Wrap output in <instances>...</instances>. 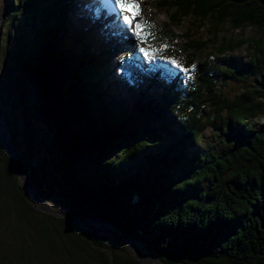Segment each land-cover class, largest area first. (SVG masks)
Wrapping results in <instances>:
<instances>
[{"label": "trees", "instance_id": "1", "mask_svg": "<svg viewBox=\"0 0 264 264\" xmlns=\"http://www.w3.org/2000/svg\"><path fill=\"white\" fill-rule=\"evenodd\" d=\"M80 1L91 23L105 14L114 34L124 32L110 0ZM74 2L8 0L0 26L17 30L12 57L30 72L39 120L60 160L57 172L36 165L33 146L21 148L12 123V144L32 185L81 219L116 222L164 264H264V35H246L247 28L264 31V0H156V8L173 10V21L209 23L213 38L181 45L187 73H159L155 59L144 67L125 53L128 99L117 91L120 82L105 80L114 46H98L93 31L70 17ZM139 19L158 31L152 18ZM225 26L242 35L219 39ZM145 44L158 50L155 58L171 52L150 36ZM242 47L246 55L235 54ZM143 82L159 95L140 91ZM232 82L243 86L233 96Z\"/></svg>", "mask_w": 264, "mask_h": 264}, {"label": "rangeland", "instance_id": "2", "mask_svg": "<svg viewBox=\"0 0 264 264\" xmlns=\"http://www.w3.org/2000/svg\"><path fill=\"white\" fill-rule=\"evenodd\" d=\"M155 1L139 0L141 14L137 20L142 17L143 20L152 18V24L159 29L153 32L150 41L153 42L156 39V41H161L163 46L170 44L172 46L171 52L168 50L161 57L155 58L154 68L159 70V67H169V70L177 72L179 69L169 61L175 59L184 67L185 59H183L184 53L180 51L181 45L191 38H213V32L209 29V23L196 22L194 17L182 18L181 22L173 21L170 18L173 10L168 11L165 7L156 8ZM74 5H76L75 10L70 14V17L75 19L77 24L84 25L85 30L93 31L94 38L98 41L97 45L101 46L106 43L107 47L114 46L105 80L110 81L112 85L114 82H120L117 91L120 96L128 99L131 79L123 68L125 53L130 52L131 56L136 61H140L144 67L150 65L151 61L145 59L144 55L139 52L136 47V39L127 31L122 19L119 18L124 32L117 35L110 28V17L103 14L97 17L98 21L93 24L89 20L91 11L87 8L86 3L75 0ZM3 8L4 11H2ZM7 9L8 0H0V26ZM220 31L219 39L222 36L240 37L242 35L240 30H232L229 26L222 27ZM9 33L12 35L10 42ZM15 35L17 36V30L13 28L9 30L8 24L0 30L3 40V47L0 51V96L3 117L7 122L4 121L2 125L0 124V137L3 131H7L11 141L10 127L12 128L13 123L18 131L21 148L24 149L28 145L33 146L34 163L36 165L45 164L49 169L57 172L60 160L53 146V134L39 120V111L42 105L36 87L28 69L19 65L12 57L14 51H19L20 45L19 39H14ZM246 35L259 37L264 35V31L247 28ZM140 47L148 48V45L141 44ZM213 47L214 44L210 42L206 51H212ZM236 53L245 56L246 48H239ZM204 54L207 56V53ZM193 66L196 67V63L191 66L192 70L195 69ZM160 72L161 70H159ZM242 87L241 84L232 82L228 87V93L233 96ZM138 89L144 92L148 91L154 97L159 95L151 85L144 82L138 86ZM259 121L264 123V117H260ZM205 133L209 137L213 136L211 130ZM0 157L3 160H0V264H143L137 259L136 250L118 236L119 231L112 221L74 223L65 216L47 213L41 209L34 208L39 213L28 210L16 187L17 184L22 188L23 182L14 169L12 172L8 171L5 161H9V157L5 149ZM30 198L33 199V195L30 194ZM46 201L52 204L53 208L66 211L56 203L55 199H46ZM41 214L49 217L43 219ZM56 220L62 223L59 224ZM74 228L78 229L77 234L74 232ZM86 231H94L98 236L107 237V239L94 242L85 236L84 232ZM133 243L148 255L153 264L155 263L151 258L161 261L150 255L140 243L136 241Z\"/></svg>", "mask_w": 264, "mask_h": 264}, {"label": "water", "instance_id": "3", "mask_svg": "<svg viewBox=\"0 0 264 264\" xmlns=\"http://www.w3.org/2000/svg\"><path fill=\"white\" fill-rule=\"evenodd\" d=\"M2 11H4V8L2 9ZM0 105H1V109H0V124L2 125V122L5 121L4 117H3V111H2V99L0 96ZM6 122V121H5ZM7 123V122H6ZM7 133V131H6ZM11 135V134H10ZM1 143L4 147V149L6 150L9 160H10V164L12 166V168L14 169V171L17 173V175L19 176V178L22 180L23 184H22V192L26 197V200L32 205L33 208L35 209H41L44 210L47 213H51L54 215H62L65 216L67 218H69L70 220H72L74 223H89V222H102V221H112V220H104L101 218L95 219V220H91L89 218L87 219H81L78 216H76L75 214H73L72 212H70L68 209H66V211H57V210H51L49 209L47 206L45 205H37L36 201L34 200V198L40 199L42 200L43 203L46 204V199L41 195V193L39 192V190L32 185V183L30 182L26 170H25V166L22 162V160L20 159V156L18 154V152L16 151L15 147L12 144V140L10 141L7 140L4 136V134H1ZM9 138V137H8ZM16 161L18 163H16ZM31 191L33 193V199L30 198V193L28 192ZM48 200V199H47ZM48 203V202H47ZM63 208V207H62ZM112 223L114 224L115 228L119 231L118 236L124 240V242L129 245L130 247L134 244V240L130 237H128L121 228H119L118 224L114 221H112ZM137 253V259L139 261H141L143 264H150L148 262V260L146 259V257H144L143 255H141L140 253ZM164 264V263H163Z\"/></svg>", "mask_w": 264, "mask_h": 264}, {"label": "snow or ice", "instance_id": "4", "mask_svg": "<svg viewBox=\"0 0 264 264\" xmlns=\"http://www.w3.org/2000/svg\"><path fill=\"white\" fill-rule=\"evenodd\" d=\"M110 3L113 6V11L119 14V18L122 19L127 31L136 39V47L139 52L144 55L145 59L154 60L155 52L158 51L157 49H153L151 46L148 48L140 47L141 44L147 43L148 37L153 34L151 31H147V29L153 26L148 25L146 21L137 20V17L141 14L139 0H110ZM161 47L164 46L162 45ZM169 62L182 72L187 73L189 71V69L182 67L180 62L175 59Z\"/></svg>", "mask_w": 264, "mask_h": 264}, {"label": "bare ground", "instance_id": "5", "mask_svg": "<svg viewBox=\"0 0 264 264\" xmlns=\"http://www.w3.org/2000/svg\"><path fill=\"white\" fill-rule=\"evenodd\" d=\"M3 134H4L5 138H6L7 140H9L6 131H3ZM16 163H18V162L16 161ZM27 189H28V192H29L31 195H33V193H32L31 191H29V188H27ZM34 200L36 201L37 205H45V206H47V207H48L49 209H51V210H57V211H60V210H58V209L55 208V207L53 208V205H52V204H49V203H47V202H46V204H45V203H43L42 200H40V199H37V200H36V199L34 198ZM110 230H111V229H110ZM131 248H133L134 250H136V252H138V253H140L141 255H143L144 257H146V259H147L150 263H152L151 260H150V258L148 257V255H147L145 252H143V251L141 250V248H140L138 245L133 244V245L131 246ZM151 259L154 261L155 264H163L161 261L155 260V259H153V258H151ZM152 264H153V263H152Z\"/></svg>", "mask_w": 264, "mask_h": 264}]
</instances>
